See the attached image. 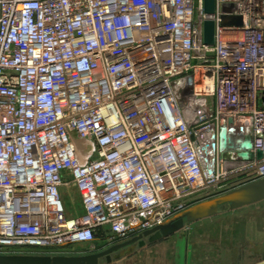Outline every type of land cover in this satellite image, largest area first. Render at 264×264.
Here are the masks:
<instances>
[{
    "label": "built area",
    "instance_id": "obj_1",
    "mask_svg": "<svg viewBox=\"0 0 264 264\" xmlns=\"http://www.w3.org/2000/svg\"><path fill=\"white\" fill-rule=\"evenodd\" d=\"M214 2L0 0V254L122 242L264 178V0ZM221 127L252 156L221 152Z\"/></svg>",
    "mask_w": 264,
    "mask_h": 264
},
{
    "label": "water",
    "instance_id": "obj_2",
    "mask_svg": "<svg viewBox=\"0 0 264 264\" xmlns=\"http://www.w3.org/2000/svg\"><path fill=\"white\" fill-rule=\"evenodd\" d=\"M214 0H205L204 11L214 13ZM203 41L207 45L214 41V22L205 20L203 25ZM218 147L221 152L233 151L241 159L252 156V142L242 134L234 135L232 129L221 127L218 133ZM262 156L261 151L256 152ZM264 200V178L257 179L205 200L194 203L165 220L157 226L144 230L131 238L111 244L108 248L88 254L61 255V254H0V264H100L104 259L110 263L123 255L130 253L136 246L142 247L146 243L156 242L179 232L189 224L218 215L222 211L236 210Z\"/></svg>",
    "mask_w": 264,
    "mask_h": 264
},
{
    "label": "crops",
    "instance_id": "obj_3",
    "mask_svg": "<svg viewBox=\"0 0 264 264\" xmlns=\"http://www.w3.org/2000/svg\"><path fill=\"white\" fill-rule=\"evenodd\" d=\"M229 216L232 224L226 226L224 220ZM214 217L217 219L214 223L207 221ZM214 217L193 223L205 221L204 234L207 237L214 234V244L212 242L203 246L196 244L192 239L189 240L191 242L189 244V241L185 239L183 246L173 248L174 253H178L177 257L181 259L179 263L264 264V200L236 210L222 211ZM209 222L214 224L215 228L207 229ZM220 225L223 228H218ZM173 259L176 261V258ZM118 261L122 263L124 258Z\"/></svg>",
    "mask_w": 264,
    "mask_h": 264
},
{
    "label": "rangeland",
    "instance_id": "obj_4",
    "mask_svg": "<svg viewBox=\"0 0 264 264\" xmlns=\"http://www.w3.org/2000/svg\"><path fill=\"white\" fill-rule=\"evenodd\" d=\"M207 101L210 102L211 98L208 97ZM242 184H245L243 180L240 181L238 184L225 185L221 189H218V190H214V191L210 190V191H204V192L197 193L190 198L188 203L192 205L201 200H205L210 197H214L219 194H222L226 192L227 190L240 186ZM60 192H61V198L64 203L66 216L67 217L80 216L82 214V206H81L80 198H79V195L76 189L73 187H62L60 189ZM228 211L230 210H227L225 212H228ZM215 220L217 219L214 217L212 219H208L207 221L214 223ZM224 221H225L226 226H228V224L229 226H231L232 219L230 216L228 218L226 217ZM204 222H200L196 224H193V223L189 224L188 226L180 230L178 233H176L172 237H167V238H164L156 242H152V243H146V245L142 247L136 246L130 253H127L121 257L122 259L124 258V261L122 263L118 261L119 259H121L119 258L117 260L113 259L110 263H106L104 259H101L100 264H181L179 263L181 259L177 257L179 256L178 253H174L173 248L175 246H183L185 244V239L188 241L192 239V241H195L196 244L203 245V246L205 244L206 245L211 244L212 242L214 244V240H215L214 234L209 237H207L204 234L205 233L204 229L206 228V225H204L205 224ZM210 222H209V226L207 225V229L215 228L214 224L212 225V223ZM218 228H223V227L220 225L218 226ZM223 235L225 234L223 233ZM114 243H118V242H112L108 238V234L106 232H103L101 234H98L96 236V239L93 242L75 243L65 248L56 250L49 255L88 254V253L104 250ZM188 243L190 244L191 242L189 241ZM173 258H176V261Z\"/></svg>",
    "mask_w": 264,
    "mask_h": 264
},
{
    "label": "bare ground",
    "instance_id": "obj_5",
    "mask_svg": "<svg viewBox=\"0 0 264 264\" xmlns=\"http://www.w3.org/2000/svg\"><path fill=\"white\" fill-rule=\"evenodd\" d=\"M196 77L200 79L204 78V82L201 81V83L197 85L196 90L200 91L201 93L211 92L212 77L210 75H207L206 73H203V71L201 70L197 71Z\"/></svg>",
    "mask_w": 264,
    "mask_h": 264
}]
</instances>
